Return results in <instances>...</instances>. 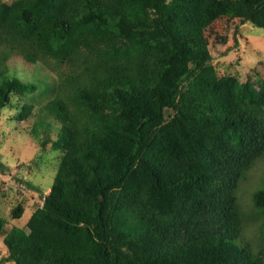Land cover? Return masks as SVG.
I'll return each instance as SVG.
<instances>
[{"label":"trees","instance_id":"1","mask_svg":"<svg viewBox=\"0 0 264 264\" xmlns=\"http://www.w3.org/2000/svg\"><path fill=\"white\" fill-rule=\"evenodd\" d=\"M222 19L237 47L264 0H0V114L52 95L62 151L26 226L0 216L4 263L264 264V170L240 196L264 162V76L219 72ZM16 58L67 69L24 80Z\"/></svg>","mask_w":264,"mask_h":264},{"label":"rangeland","instance_id":"2","mask_svg":"<svg viewBox=\"0 0 264 264\" xmlns=\"http://www.w3.org/2000/svg\"><path fill=\"white\" fill-rule=\"evenodd\" d=\"M216 28L226 38V42L219 44L213 51L214 64L219 72L237 76L242 81L250 77L256 80L262 78L264 28L255 27L250 22L242 25L237 35V47L232 23L228 24L226 19H222L216 22ZM233 46L235 47L227 55H221L224 50ZM9 63L11 72L24 80L39 79L45 75L56 78L67 69V65H59L53 60L32 65L16 58ZM40 93L41 90L36 94L33 114L27 120H16L17 108L14 105L6 107L0 114V162L5 166L4 170L0 167V216L5 218L6 230L15 224L26 226L32 212L42 206L62 156V151L54 149L51 144L58 136L60 125L45 108L52 95ZM44 140L48 142L46 145ZM263 170L264 162L252 172L248 182L241 188L240 196L247 208L251 205V193L259 183ZM19 204L24 207L23 215L20 219H14L12 210ZM6 252L3 238L0 237V264H14L3 262L2 257Z\"/></svg>","mask_w":264,"mask_h":264}]
</instances>
